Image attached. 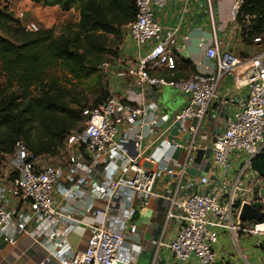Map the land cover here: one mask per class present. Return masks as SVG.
<instances>
[{
	"label": "built area",
	"instance_id": "2783aa9c",
	"mask_svg": "<svg viewBox=\"0 0 264 264\" xmlns=\"http://www.w3.org/2000/svg\"><path fill=\"white\" fill-rule=\"evenodd\" d=\"M170 1L173 0H134L136 18L125 28L137 46L144 47L160 36L162 29L156 23V10L164 9ZM244 4L245 0H233L231 22L238 23ZM245 21L247 26L250 25L249 17ZM22 27L28 33L41 30L33 22ZM177 36L178 31H172L159 40L134 68L116 73L119 78L132 76L138 94L124 99L109 96L89 113L84 127L68 137V147L83 149L96 163L100 159L105 162L104 182L94 186L93 197L105 203V207L96 210L95 214L103 217L107 224L102 228L92 227L84 251L75 252L63 248L62 243L55 244L49 251V259L41 264L51 260L56 264H130L132 248L126 233L130 230L129 222L135 211L122 218L115 213V207L124 198L129 204L136 197L159 198L155 185L160 175L175 182L167 219L174 218L179 226L174 240L168 244L160 242L159 246L167 248L177 263L217 264L216 246L222 233H228L235 244H238L241 233L257 237L264 244V222L242 223L239 219L244 203L259 202L264 213V197L261 195L264 177L251 169V164L264 156V50L243 61L237 56L223 54L221 43L215 38L214 44L206 49L207 58L215 62V71L211 74L194 73L176 80L154 76L153 72L158 70L174 69ZM226 76H232L237 87L249 88L246 103L227 119L226 130L212 145L213 161L226 172L230 169L231 159L238 162L236 180L230 193L224 197L206 193L179 200L177 194L194 161L195 137L179 169L168 164L167 157L175 144L164 139L154 144L150 155L151 163L158 169L140 167V160L145 155L144 135L141 130L134 132V127L148 110H156L155 106H146L145 91L148 88H169L186 95L187 103L176 114L174 123L183 125L189 120H197V126L192 129L195 135L209 108L219 99L221 82ZM123 127L128 132L121 135ZM128 133H132L131 136ZM6 160L9 161L10 175L19 178L18 192L23 210L20 207L8 210L0 203V236L4 241L15 245L16 237L26 234L37 242L46 237L49 243H54L58 236L68 235L71 224L79 220L60 209L61 201H70L74 194L71 189L58 188L62 167L41 164L40 157H34L22 141L17 143L14 153ZM250 173H256L254 179L248 180L254 181L255 187L252 184L247 187L244 182ZM85 181V177H81L77 183L81 185ZM132 230L131 235H134L135 227ZM243 260V264H248L244 257Z\"/></svg>",
	"mask_w": 264,
	"mask_h": 264
},
{
	"label": "crops",
	"instance_id": "0c3cea01",
	"mask_svg": "<svg viewBox=\"0 0 264 264\" xmlns=\"http://www.w3.org/2000/svg\"><path fill=\"white\" fill-rule=\"evenodd\" d=\"M26 3L30 7L34 5L30 0H26ZM232 3L233 0L170 1L164 9L156 10V23L162 29L160 36L144 47L137 46L124 27L126 32L120 46V59L115 63V67L111 66L107 77L109 96L124 99L126 96L139 93L132 76L119 78L116 73L134 68L140 59L151 52L159 40L174 30L178 31L175 67L172 70L161 69L153 72L154 76L164 80L188 78L194 73L214 72L215 62L207 58L206 49L214 44L215 38L221 43L223 54L237 56L243 61L257 55L260 52L257 50L263 47V43L257 44V41H253L252 44L245 43L241 25L230 20ZM26 9L28 8H22V6L17 8L16 12L20 13L18 16L26 15L30 18L29 22L36 23L41 30H50L59 22L64 24L75 13V10L64 12L59 7L42 8L34 5V8H31L32 12L27 16ZM55 15L60 17L59 20L53 18ZM79 21L80 16L74 24ZM248 93L249 88L237 87L232 76L223 78L219 89V99L211 105L194 135L192 129L197 126V120H189L183 125L174 123L176 114L187 103V96L169 88H148L145 91L146 106H155L156 110H148L147 115L140 118L134 127V132L141 130L144 135L145 155L140 160V167L158 169L156 164L151 163L150 155L154 144L164 139L175 144V148L171 150L167 159L170 166L179 169L184 164L188 147L195 137L194 161L188 168L177 198L182 200L206 193L224 197L230 193L236 180L239 164L231 159L229 171L223 170L213 161L212 145L226 130L227 119L246 103ZM127 132V128L123 127L120 134L124 135ZM128 134L131 136L132 133ZM70 155L69 162L56 164L63 169L58 188L71 189L74 193L70 201H61L60 209L74 215L79 222L72 223L69 234L58 236L54 243H49L46 237H41L37 242L30 236L21 234L16 237V244L11 245L0 236V264H41L49 259V251L59 243L63 244V248L82 252L86 248L92 227L102 228L107 224L103 217L95 214L96 210L105 207V203L93 197L94 186L102 185L104 182V160L100 159L96 163L93 157L80 148H74ZM44 156L40 157V163L46 165L41 161ZM3 168H0V203L8 210H16L19 207L23 210L18 192L19 178L17 175H10V172ZM253 176L256 177V173H250L249 178L244 181L247 187L251 184L255 187L254 181L253 183L248 181ZM81 177H85L86 181L79 185L77 180ZM155 191L159 193V198L136 197L131 204L124 198L115 207V213L122 218L129 215L132 210L135 211L129 222L130 230L126 233L129 238L127 241L132 248L130 264H180L174 260L167 248L159 246L160 242L165 244L172 242L177 234L178 221L174 218L167 219L170 208L169 199L174 194L175 182L160 175ZM58 199L60 200V197ZM132 227H135L134 235H131ZM230 240L232 238L228 233L221 234L216 246L217 264H243L236 257ZM227 242L229 243L225 246ZM232 242L234 243L233 240ZM240 243H242V249L238 246L237 249L248 264H264V244L257 237L240 236L238 244ZM47 264H56V262L51 260ZM187 264L199 263L192 261Z\"/></svg>",
	"mask_w": 264,
	"mask_h": 264
},
{
	"label": "trees",
	"instance_id": "16d2710c",
	"mask_svg": "<svg viewBox=\"0 0 264 264\" xmlns=\"http://www.w3.org/2000/svg\"><path fill=\"white\" fill-rule=\"evenodd\" d=\"M30 1L42 8L78 10L80 21L67 25L59 35L54 29L28 33L22 27L13 40L4 31L20 21L6 8L0 10V168L20 141L34 157L58 154L80 120L60 105L54 84L47 81L49 73L60 67L76 76L88 75V50L95 47L103 52L104 45L99 43L104 36L118 35L136 18L134 0ZM246 17L250 18L248 26ZM238 23L245 43L256 39L262 43L264 0H245Z\"/></svg>",
	"mask_w": 264,
	"mask_h": 264
},
{
	"label": "rangeland",
	"instance_id": "374dc122",
	"mask_svg": "<svg viewBox=\"0 0 264 264\" xmlns=\"http://www.w3.org/2000/svg\"><path fill=\"white\" fill-rule=\"evenodd\" d=\"M21 6L22 8H28L26 9L27 16L32 12L31 8H34V5L30 7L29 4L26 3V0H0V10L6 8L8 11L14 13L15 17L20 21L19 24H11L4 31V34L13 40V37L17 35L18 31L22 30L23 24H27L30 20V18L26 17V15L23 17L20 16L22 19L18 16L20 13L16 11L17 8ZM78 16H80L79 11L75 10V13L72 14L71 17L64 22V24L60 22L57 25L55 24L52 27L55 35L61 34L67 25H73ZM53 18L59 20L60 17L55 15ZM21 20L23 21L21 22ZM125 32V29H120L118 35L116 36L105 35L103 43H99L104 45V50L101 53L96 51L95 47L88 50L87 67L90 70L88 75H86L85 72H82L79 76H76L75 74H70L68 71L63 70L60 67L49 73L47 81L48 83L54 84L52 86V90L59 97L60 105L71 109L74 112L75 119L78 118L80 120L74 131L81 130L84 127V123L89 113L94 108L101 105L109 97L107 77L110 73L109 71L111 66L115 67V63L120 59V46L122 45ZM260 42L261 40L257 41V44ZM262 43L263 47L259 48L257 51L261 52L264 50V41ZM73 150L74 148L68 147L65 143L64 147L60 148L58 154L56 152L57 155H45L41 161L46 165H56L58 163L69 162V157H71L70 153ZM8 164L9 161L6 160V163H4L2 167H4L3 169L6 171L10 172L11 169ZM6 171L4 173H6ZM240 236L246 237L247 235L241 233ZM228 243L229 242H227L225 246ZM230 244L234 247L236 257L242 263H245L241 252L237 249V246L239 249H242V243L234 244L232 240H230Z\"/></svg>",
	"mask_w": 264,
	"mask_h": 264
},
{
	"label": "water",
	"instance_id": "95a60500",
	"mask_svg": "<svg viewBox=\"0 0 264 264\" xmlns=\"http://www.w3.org/2000/svg\"><path fill=\"white\" fill-rule=\"evenodd\" d=\"M88 117L86 118V121ZM251 169L264 177V159L254 161L251 164ZM262 197H264V190L261 191ZM263 206L261 203L256 202L253 204L244 203L241 208L239 219L242 223L245 222H259L264 219V213L262 212Z\"/></svg>",
	"mask_w": 264,
	"mask_h": 264
}]
</instances>
